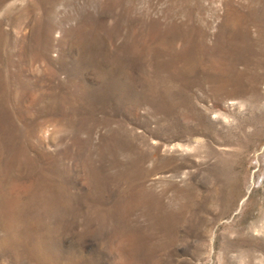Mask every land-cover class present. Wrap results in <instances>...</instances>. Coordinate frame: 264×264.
Listing matches in <instances>:
<instances>
[{"label": "rangeland", "instance_id": "1", "mask_svg": "<svg viewBox=\"0 0 264 264\" xmlns=\"http://www.w3.org/2000/svg\"><path fill=\"white\" fill-rule=\"evenodd\" d=\"M0 264H264V0H0Z\"/></svg>", "mask_w": 264, "mask_h": 264}]
</instances>
